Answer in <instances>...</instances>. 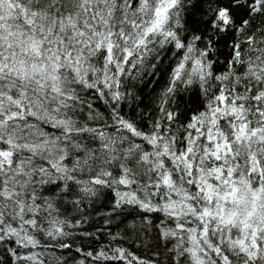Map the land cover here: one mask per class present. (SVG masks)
I'll return each instance as SVG.
<instances>
[{"label":"snow or ice","instance_id":"6c2138e0","mask_svg":"<svg viewBox=\"0 0 264 264\" xmlns=\"http://www.w3.org/2000/svg\"><path fill=\"white\" fill-rule=\"evenodd\" d=\"M0 264H264V0H0Z\"/></svg>","mask_w":264,"mask_h":264}]
</instances>
